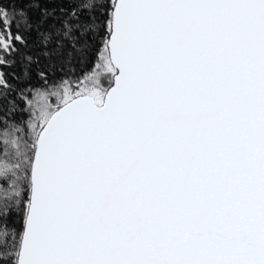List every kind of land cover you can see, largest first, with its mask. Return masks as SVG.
<instances>
[{
	"label": "snow or ice",
	"instance_id": "6c2138e0",
	"mask_svg": "<svg viewBox=\"0 0 264 264\" xmlns=\"http://www.w3.org/2000/svg\"><path fill=\"white\" fill-rule=\"evenodd\" d=\"M0 136V264H264V0H0Z\"/></svg>",
	"mask_w": 264,
	"mask_h": 264
},
{
	"label": "trees",
	"instance_id": "16d2710c",
	"mask_svg": "<svg viewBox=\"0 0 264 264\" xmlns=\"http://www.w3.org/2000/svg\"><path fill=\"white\" fill-rule=\"evenodd\" d=\"M84 67L87 68L88 65H85ZM28 118H29L28 113L23 112V113L19 114L15 119L17 122H25V121H27ZM20 126H23V124L21 123ZM2 140H3V137L0 136V141H2ZM0 148H2V145H0Z\"/></svg>",
	"mask_w": 264,
	"mask_h": 264
}]
</instances>
